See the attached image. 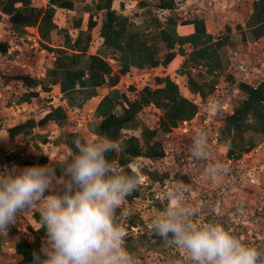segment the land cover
I'll list each match as a JSON object with an SVG mask.
<instances>
[{
    "label": "trees",
    "instance_id": "1",
    "mask_svg": "<svg viewBox=\"0 0 264 264\" xmlns=\"http://www.w3.org/2000/svg\"><path fill=\"white\" fill-rule=\"evenodd\" d=\"M187 1L139 0L135 13L128 15L124 3H119L117 10L113 0H48L46 6H35L32 0H0V14L9 16L11 31L23 37L28 30L33 31L31 28L36 29L41 48L50 55L45 59L43 77L15 75L26 89L16 98V104L38 98V88L50 92L58 85L66 107L80 110L98 96V89H109L93 110V119L87 123L89 132L117 145L107 157L123 172L162 180L161 174L145 165H139L138 170L131 165L140 159H163L166 151L158 133H169L180 123L191 122L198 116L200 105L196 97L205 102L223 77L243 98L222 116L217 137L226 146L227 159L241 158L264 139V79L251 84L226 73L224 51L230 44L258 42L264 37V0H253L247 18L233 26L225 24L220 33L208 30L204 16L181 14ZM0 53L3 59L11 60L18 50L10 51L6 43L0 42ZM177 55L183 59L176 74L185 77V87L191 96L184 94L170 75L154 76L153 86L146 84L137 92L131 85L118 88L121 77L133 68L166 67ZM50 98L45 100L51 101ZM151 105L161 112L158 127L140 125L138 119L140 112ZM67 119L66 108L50 106L40 119L28 118L7 131L11 138L20 135L27 142L46 144L51 141L48 134L34 129H44L51 123L63 128ZM62 135L69 153L75 152L73 141L82 136L77 131H64ZM3 161L24 166L45 165L47 156L37 158L16 151L0 157V165ZM55 169L57 176L62 174V165L57 163ZM181 178L187 182L186 177ZM141 198H147V192L139 182L138 189L126 198L117 214L127 213L130 204ZM153 202L159 210L167 205L166 199L156 198ZM24 219L27 224L22 230L11 227L10 232L22 236L14 247L21 257L17 264H33L32 253L38 252L45 242L46 230L41 228L38 210L24 215ZM152 235L158 242L163 241L154 232ZM126 239L131 251L138 239L133 235ZM260 244L264 246V240Z\"/></svg>",
    "mask_w": 264,
    "mask_h": 264
},
{
    "label": "rangeland",
    "instance_id": "2",
    "mask_svg": "<svg viewBox=\"0 0 264 264\" xmlns=\"http://www.w3.org/2000/svg\"><path fill=\"white\" fill-rule=\"evenodd\" d=\"M137 1L139 0H114V5L118 7V4L123 2L124 12L133 15ZM252 1L188 0L181 14L204 16L208 30L220 33L224 30L225 24L233 26L235 23L243 22L251 12ZM33 2L42 4L41 0H33ZM30 33L31 37L26 43L35 61L32 62L30 68L20 61L17 65L20 66L19 68L12 66L13 70L2 76V78L9 77V83L5 84V89L0 87V137H7L5 128L19 122L21 116L36 114L39 117L51 105L62 106L66 108L68 117L66 125L63 128L55 124L47 125L45 132L50 136L51 142L40 149L32 147L29 149L37 155L45 152L52 160H59L69 150L63 142L62 133L64 131H77L82 137L102 139L89 132L87 128V123L93 119L92 113L96 102H90L80 110L68 108L58 87H53L49 94H44L51 97L52 102L50 103L44 99L45 97L40 96L33 98L30 103L16 104V98L26 89L14 78L15 75L21 73L38 75L44 71L45 59L50 57L47 51L41 48L39 41L32 37L34 36L32 32ZM224 54L227 59L226 73H232L236 78L251 84L264 79V37L258 42L235 46L230 44ZM182 59V56L177 55L166 67L160 66L143 71L133 70L135 72L131 71L129 75L122 78L118 88L125 89L131 85L137 92L146 84L153 86L154 76L169 74L180 85L181 91L190 95L185 87V77L176 74ZM111 63L113 64L114 61ZM242 98V93L221 77L215 93L205 102H200V98L196 97V102L200 105L198 116L191 122L180 123L169 133H158L157 138L161 140L166 151L163 159L154 161L140 159L136 164L131 165L135 170H138L139 165H145L162 175V180H155L139 174V182L147 192V198L136 200L127 209V221L124 224L127 236L133 235L138 239L131 252L138 256L143 264H176L177 261L187 264L181 250L167 246L163 241L158 242L148 226L150 218L157 211H161L153 200L158 198L164 201L166 188L176 182L187 186L183 199L195 210L196 219L201 222L221 223L226 229H230L236 236L242 238L244 242L264 251V246L260 244L264 240V139L252 151L243 154L241 158L229 160L226 157V146L217 137V128L222 116L230 113ZM217 103L221 106L220 112L213 110V105ZM160 113V110L153 105L145 107L138 116L140 125L158 127ZM199 131H204L208 135V148L212 158L209 161L195 160L190 154L189 148L193 137ZM6 139L8 141V138ZM18 142L19 149L17 147L16 150L23 151L24 140L20 139ZM3 144L6 145L5 139H0V157L2 158L5 157V153L9 152L8 149H4ZM214 161L225 164L230 168V172L227 175L211 177L207 173V168ZM57 163L53 161V167H56ZM5 165L9 168L13 166L3 161L0 171H3ZM182 176L186 177L187 182L181 178ZM132 221L134 222L133 227ZM11 227L16 226L10 225L7 234L0 233V264H16L12 254V242L19 234L11 233Z\"/></svg>",
    "mask_w": 264,
    "mask_h": 264
},
{
    "label": "clouds",
    "instance_id": "3",
    "mask_svg": "<svg viewBox=\"0 0 264 264\" xmlns=\"http://www.w3.org/2000/svg\"><path fill=\"white\" fill-rule=\"evenodd\" d=\"M213 110L220 112L221 106L217 103ZM73 143L75 152L59 160L49 157L46 165L4 166L0 171V233L7 234L20 214L38 210L46 237L40 250L32 253L33 264H143L126 246L127 213L117 214L138 189V176L123 172L108 159L107 153L117 148L114 142L77 137ZM189 151L195 160L212 159L206 132L195 134ZM53 161L62 165L59 176ZM229 172L220 161L207 168L211 177ZM186 192L183 183L168 186L166 207L150 218L149 228L165 245L181 250L187 264H264V251L221 223L196 219L195 210L183 199Z\"/></svg>",
    "mask_w": 264,
    "mask_h": 264
},
{
    "label": "crops",
    "instance_id": "4",
    "mask_svg": "<svg viewBox=\"0 0 264 264\" xmlns=\"http://www.w3.org/2000/svg\"><path fill=\"white\" fill-rule=\"evenodd\" d=\"M48 1V0H47ZM47 1L46 0H41V2H42V4H35L34 2H33V0H32V3L35 5V6H46V4H47ZM40 2V1H39ZM38 2V3H39ZM138 2V1H137ZM113 7L115 8V9H117L118 10V8H119V4H118V7H116L115 5H114V0H113ZM1 15V18H0V42H4V43H6V45H8V47H9V50L11 51V50H18V54H17V56L14 58V59H11V60H9V59H3L2 58V55H1V53H0V87L2 86V89H5V84L7 85L8 83H9V77H7V76H5L4 78H2V76H4L5 74H9L10 73V71L11 70H13V68H12V66H17L18 64H20L19 62L20 61H22V63H25V66L26 67H28V68H30V65L32 64V62L33 61H35V57H34V59H33V57H32V55L30 54V52L28 51V44L26 43L27 41H28V38L29 37H31V33H30V31L28 32L27 31V33H26V35H24L23 37H17V35L14 33V32H12L11 31V22L9 21V16L7 15V14H0ZM33 31H32V34L34 35V36H32L34 39H36V40H38L39 39V37H38V33H37V31H36V29H34V28H31ZM39 41V40H38ZM20 66H17V68H19ZM23 69L25 68L24 66H21ZM159 68V67H158ZM133 70H138V69H135V68H133L131 71L132 72H135V71H133ZM131 71L127 74V75H129L130 73H131ZM139 71H141V70H139ZM143 71V70H142ZM21 74H27V75H30V76H32V77H34V78H40V77H43L44 76V71H41L38 75H34V74H30V73H21ZM166 75H169V74H166ZM126 76V75H125ZM171 76V75H170ZM124 76H122L121 77V80H122V78H123ZM121 80H120V82H121ZM18 81V80H17ZM18 82H20V81H18ZM21 83V82H20ZM119 85V84H118ZM21 86H22V84H21ZM53 87H58V85H55V86H53ZM52 87V88H53ZM58 89H59V87H58ZM38 91H39V97L40 96H42V97H49V95H44V94H49L50 92H42L39 88L37 89ZM109 89H107V88H100V89H98V96L97 97H95V98H93V99H91V100H89L88 102H86V104H88V103H90V102H96V104L98 103V101H99V99L101 98V96L102 95H104L107 91H108ZM26 91V90H25ZM24 91V92H25ZM103 91V93H101ZM60 92V91H59ZM61 94V93H60ZM44 98V99H45ZM51 99V98H50ZM47 101V100H46ZM50 102H52V99H51V101H48V103H50ZM85 104V105H86ZM96 104H95V106H96ZM52 106V105H51ZM95 106H94V108H95ZM49 109H50V107H49ZM49 109L48 110H46V112L45 113H47L48 111H49ZM2 112V111H1ZM45 113L43 114V115H41V116H37L36 114L35 115H28V116H26V115H24V116H21V120L19 121V122H17L16 124H13V125H8L6 128H5V130L6 129H8L9 127H12V126H16V125H18V124H20V123H23L26 119H28V118H35V119H40L41 117H43L44 115H45ZM2 116H3V113H2ZM51 124H54V123H51ZM51 124H48V125H51ZM56 125V124H55ZM35 130V132H38V133H46L45 132V128L44 129H39V128H36V129H34ZM6 132H7V134H8V131L6 130ZM48 136V138L50 139V136L49 135H47ZM6 138H8V141H7V139H5V144L6 145H4V149H8L9 150V152L8 153H12V152H16V151H18V149H19V147L17 146L18 145V141L20 140V139H22V140H24V148H23V151H20V154H28V153H31V154H33V155H35V157H37L38 158V156H40V155H45V156H47V162H48V155H46L45 153H40L39 155H37V154H35V153H33V152H31V151H29V149L32 147V148H37V149H40V147H42L43 145H48L50 142H48V143H46V144H41L40 142H33V141H30V142H27V139H24L22 136H20V135H17V136H14V137H10L9 136V134L7 135V137ZM38 145H37V144ZM65 145V144H64ZM1 146V145H0ZM65 146H67V145H65ZM3 147V146H2ZM18 147V149L16 150V148ZM7 153V154H8ZM69 153V150L67 151V154ZM5 155H6V153H5ZM2 156V155H1ZM47 162H46V164H47ZM8 164H11V165H16V166H18V167H20V168H23V167H26V166H24V165H18V164H15V163H8ZM45 164V165H46ZM30 166V165H29ZM47 195V194H46ZM26 224H27V222H26V220L24 219V215H19V217H18V219H17V223L16 224H14L16 227L15 228H17V229H19V230H22L25 226H26ZM13 225V226H14ZM21 234H19L17 237H15L14 239H13V244H12V254L14 255V262H16V264H17V262H18V260L21 258L20 257V255H18V254H16L15 252H14V247H15V244H16V242H18L20 239H21Z\"/></svg>",
    "mask_w": 264,
    "mask_h": 264
}]
</instances>
